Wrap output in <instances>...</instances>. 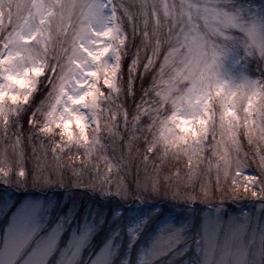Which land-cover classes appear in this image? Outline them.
<instances>
[{
  "label": "snow or ice",
  "instance_id": "1",
  "mask_svg": "<svg viewBox=\"0 0 264 264\" xmlns=\"http://www.w3.org/2000/svg\"><path fill=\"white\" fill-rule=\"evenodd\" d=\"M0 264H264V0H0Z\"/></svg>",
  "mask_w": 264,
  "mask_h": 264
},
{
  "label": "rangeland",
  "instance_id": "2",
  "mask_svg": "<svg viewBox=\"0 0 264 264\" xmlns=\"http://www.w3.org/2000/svg\"><path fill=\"white\" fill-rule=\"evenodd\" d=\"M78 163H79V161H77V164H78ZM79 194H80V195H83L84 193H83V191H81ZM231 208H236V206H235V205H232ZM231 208H229V211H231ZM233 214H238V210H237L236 213H233Z\"/></svg>",
  "mask_w": 264,
  "mask_h": 264
}]
</instances>
